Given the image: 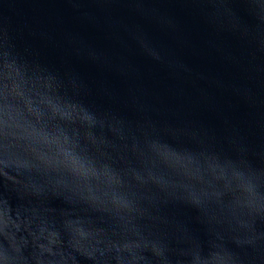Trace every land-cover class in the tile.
Returning a JSON list of instances; mask_svg holds the SVG:
<instances>
[{
  "label": "water",
  "instance_id": "obj_1",
  "mask_svg": "<svg viewBox=\"0 0 264 264\" xmlns=\"http://www.w3.org/2000/svg\"><path fill=\"white\" fill-rule=\"evenodd\" d=\"M0 264H264V0H0Z\"/></svg>",
  "mask_w": 264,
  "mask_h": 264
}]
</instances>
